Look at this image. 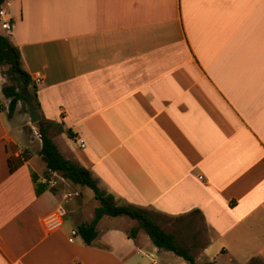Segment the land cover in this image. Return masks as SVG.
Wrapping results in <instances>:
<instances>
[{
	"label": "crops",
	"instance_id": "crops-1",
	"mask_svg": "<svg viewBox=\"0 0 264 264\" xmlns=\"http://www.w3.org/2000/svg\"><path fill=\"white\" fill-rule=\"evenodd\" d=\"M1 9L65 158L117 204L154 218L197 215L198 264H264V0H6ZM2 70L0 264H187L142 229L130 237L138 223L124 216L101 217L90 244L69 241L95 198L91 218L46 229V217L78 201L58 174L35 193L32 174L45 181V163L38 152L17 161L32 141L29 116L21 100L9 114Z\"/></svg>",
	"mask_w": 264,
	"mask_h": 264
},
{
	"label": "trees",
	"instance_id": "trees-1",
	"mask_svg": "<svg viewBox=\"0 0 264 264\" xmlns=\"http://www.w3.org/2000/svg\"><path fill=\"white\" fill-rule=\"evenodd\" d=\"M5 1L0 0V9ZM0 66L3 68L2 72L9 80V84L1 87L3 96L9 99L7 106L9 114L13 111L18 100H21L26 105L25 97L21 94V89L24 86L32 96L35 109H38L36 86L22 67L18 47L12 42L10 35L4 31L0 32ZM38 133L41 141L39 154L45 163V171L43 173L45 181H37V176L32 174V179L35 183V193L39 194L42 192L48 186L51 175L58 174L73 184L89 188L93 192L94 198L98 201V205L93 210L91 220L76 225L77 234L84 243L90 244L95 238V226L101 217L124 216L136 220L138 223L136 227L131 228L128 232L130 237H134L136 232L142 229L148 235L152 244L158 249L172 252L176 256L181 257L187 264H198L191 254L190 247L179 243L174 233L164 230L156 222L149 210L132 205L117 204L111 194L99 188L88 169L65 158L49 135L47 125L41 121H38ZM26 157L24 156L23 160ZM206 264L214 263L207 262Z\"/></svg>",
	"mask_w": 264,
	"mask_h": 264
},
{
	"label": "rangeland",
	"instance_id": "rangeland-1",
	"mask_svg": "<svg viewBox=\"0 0 264 264\" xmlns=\"http://www.w3.org/2000/svg\"><path fill=\"white\" fill-rule=\"evenodd\" d=\"M1 29V27H0ZM9 33V32H7ZM23 103V102H22ZM23 109L27 111L26 105L23 103ZM28 112V111H27ZM14 115L17 116V113L14 112ZM18 117V116H17ZM29 119V117H28ZM38 121H41L42 123L46 124L48 127V133L51 136V131L53 132V129L50 128V126L43 121L42 118H39ZM38 121L31 123L29 121V126L26 127V131L28 135V139L32 140L31 143L29 141V144L27 148L25 147L24 150L19 154L20 156L17 158V161H21L24 156H28L29 153H39L38 145H41L39 133H38ZM36 159V158H35ZM37 162H35L37 167L42 166V162L38 159H36ZM36 167V168H37ZM51 184L50 186H53L55 184L54 180H59L54 175H51ZM54 179V180H53ZM60 181V180H59ZM67 187L70 188V195H67L68 198L71 196H74L75 199H77L78 203H75L72 208H75V212L71 213L69 212V209L60 207L59 211L56 214L61 213V217L64 220L65 225H71L73 217L77 218L78 220H87L90 216H92V204L96 203L94 199L93 192L87 188V187H79L77 184H73L71 182H67ZM81 194H80V193ZM72 214V215H71ZM156 221H161L162 224L165 226L166 230L169 232H172L175 234L176 239L179 241V243L190 247L191 249H199L202 244L205 242V234H204V227L201 219L197 215L187 216L184 219L178 220V219H172V218H162L161 216L156 215ZM190 220V223L188 225L186 224V221ZM185 223V225H184ZM191 244V246H189Z\"/></svg>",
	"mask_w": 264,
	"mask_h": 264
},
{
	"label": "built area",
	"instance_id": "built-area-1",
	"mask_svg": "<svg viewBox=\"0 0 264 264\" xmlns=\"http://www.w3.org/2000/svg\"><path fill=\"white\" fill-rule=\"evenodd\" d=\"M0 27L3 29L4 32H9L10 31V28H11V25H10V22L7 18H5V14H4V11L2 9H0ZM33 83L36 85L39 81V78H35L34 80H32ZM77 144L80 146V147H83L84 146V143H83V140L82 139H77L76 140ZM61 213L59 214H52L48 217H46L45 219V227L48 231H51V230H54V229H57L61 226L62 224V219H61ZM77 234V231L75 228L71 229L70 231V237L68 238L69 241H72L73 240V237Z\"/></svg>",
	"mask_w": 264,
	"mask_h": 264
},
{
	"label": "water",
	"instance_id": "water-1",
	"mask_svg": "<svg viewBox=\"0 0 264 264\" xmlns=\"http://www.w3.org/2000/svg\"><path fill=\"white\" fill-rule=\"evenodd\" d=\"M21 94L24 95V97H25V103H26V106L28 109L29 121L31 123L37 122L39 119V115H38L37 111L35 110V106L32 102V96H31L29 90L25 86L22 87Z\"/></svg>",
	"mask_w": 264,
	"mask_h": 264
}]
</instances>
